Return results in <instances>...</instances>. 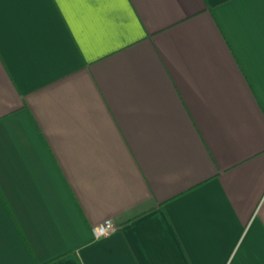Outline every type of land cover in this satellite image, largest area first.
<instances>
[{
	"label": "crops",
	"instance_id": "1",
	"mask_svg": "<svg viewBox=\"0 0 264 264\" xmlns=\"http://www.w3.org/2000/svg\"><path fill=\"white\" fill-rule=\"evenodd\" d=\"M0 264H264V0H0Z\"/></svg>",
	"mask_w": 264,
	"mask_h": 264
},
{
	"label": "built area",
	"instance_id": "2",
	"mask_svg": "<svg viewBox=\"0 0 264 264\" xmlns=\"http://www.w3.org/2000/svg\"><path fill=\"white\" fill-rule=\"evenodd\" d=\"M116 229V224L113 220L108 219L102 222L101 224L95 226L92 230L95 238H101L109 235Z\"/></svg>",
	"mask_w": 264,
	"mask_h": 264
},
{
	"label": "snow or ice",
	"instance_id": "3",
	"mask_svg": "<svg viewBox=\"0 0 264 264\" xmlns=\"http://www.w3.org/2000/svg\"><path fill=\"white\" fill-rule=\"evenodd\" d=\"M122 2H125L126 3V0H122Z\"/></svg>",
	"mask_w": 264,
	"mask_h": 264
}]
</instances>
